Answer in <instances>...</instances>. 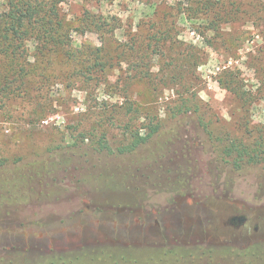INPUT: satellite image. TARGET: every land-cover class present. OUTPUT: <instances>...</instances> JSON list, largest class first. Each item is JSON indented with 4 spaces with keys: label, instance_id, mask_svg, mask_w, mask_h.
I'll list each match as a JSON object with an SVG mask.
<instances>
[{
    "label": "rangeland",
    "instance_id": "374dc122",
    "mask_svg": "<svg viewBox=\"0 0 264 264\" xmlns=\"http://www.w3.org/2000/svg\"><path fill=\"white\" fill-rule=\"evenodd\" d=\"M195 1L60 4L72 29L85 12L101 18L105 32L72 31L71 38L74 48H107L103 60L109 66L91 77H71L72 66H58L59 58H53L50 75L55 78L49 83L32 82L30 97L0 99V264L102 262L106 253L117 262H170L157 249L180 245L240 252L255 244L264 255V196H255V177L264 166L251 170L241 182L243 191L227 199L208 189H190L151 206L130 187L138 180L143 185L133 176L134 167L167 137L165 129L182 99L191 100L188 114L210 133L212 149L228 139L251 146L264 132V0H237L243 14L221 23L195 16ZM164 13L169 17L161 25L166 39L158 42L159 52L153 49L143 59L141 53L117 50L132 40L145 46L147 26ZM33 53L31 45V60ZM141 60L142 69H136ZM230 75L234 83L228 82ZM154 125L162 127L160 134L134 153L118 154L134 135L144 136ZM190 125L175 128L188 133L180 144L189 146L204 179L209 163L217 162L216 153L210 147L209 155L203 153L206 135ZM101 146L111 153L97 151ZM104 167L116 182L100 180L95 192L88 183ZM23 174L33 178L23 182ZM235 208L248 218L249 231L223 226Z\"/></svg>",
    "mask_w": 264,
    "mask_h": 264
},
{
    "label": "trees",
    "instance_id": "16d2710c",
    "mask_svg": "<svg viewBox=\"0 0 264 264\" xmlns=\"http://www.w3.org/2000/svg\"><path fill=\"white\" fill-rule=\"evenodd\" d=\"M62 2L63 0H3L4 8L0 10L1 100L22 95L29 96L27 88L32 82L40 87L49 83L52 78H55L50 75L52 73L50 68L54 65L53 58H59L58 66L64 64V67L72 66L71 77L74 75L80 78L87 75L91 77L93 73L102 72L107 65L109 66L108 62L103 60V51L109 52L107 48H90L89 46L74 48L71 38L72 31L79 34L84 31L98 34L105 32L106 28L101 18L85 12L81 18L77 19V27L72 29L61 12ZM227 2L228 4L212 0H196L193 11H195V16L198 14L206 16L205 19L210 21L209 23L231 21L229 19H234L237 14H243L239 7H236L240 6L237 0H227ZM168 17L169 14L164 13L158 21H151V25L147 26L148 43L145 46L142 43L135 46L132 40L131 44H122L117 50L121 53H141L140 57L143 59L146 57L144 53L148 55L154 52L153 49L154 53L159 52L158 42L166 39V34L161 32V25H165ZM212 29L217 31L215 27ZM31 45L34 50L32 60L29 58ZM61 61L65 62L61 63ZM142 61L136 63V69H142ZM229 78L228 82L234 83L231 75ZM190 101L188 98L181 100L176 114L169 119L170 127L165 129L164 134H167V137L158 141L157 149L149 152L145 158L142 157V161L134 167L133 176L141 177L143 185L141 186L138 180V183H130V187L137 188V191L144 195L145 204L153 206L160 198L162 200L166 197L172 198L190 189L199 191L208 189L218 195L227 196L241 193L243 191L241 182L251 175L250 171L257 166H264V132H260L251 146L241 141L228 139L221 148L212 149L213 146L207 140H211L210 133L198 118H191L188 114ZM190 122L202 128L203 134L206 135L207 143L205 144L206 146L208 144V147L204 146L203 153L209 155L207 151L209 147L212 154L213 151L216 153V164L209 163L207 168V181L201 179L196 168L198 161L192 158L193 153L189 146L180 144V139L184 136L186 138L188 133L183 135L175 128L176 125H186L190 129ZM148 129L149 131L144 136L134 135L129 144L118 148V154L134 153L140 146L146 145L153 136L162 132V127L158 125L148 127ZM96 150L111 153V150L104 146ZM26 169L29 173L32 168ZM39 169L42 170V167ZM95 173L99 179L88 183L89 188L95 192L97 189L95 185L100 180L116 182L114 174L111 175L107 167ZM24 178L30 180L33 177L23 174V182H25ZM255 179V196H264V170ZM138 184L143 187L142 190H138ZM177 248L184 252L177 253L175 251ZM177 248L171 251L157 249L162 255L172 258L170 262H117L115 257L106 253L109 262L108 259L102 257V262L69 261L65 264H221L220 260L223 259L231 260L229 264H264V255L259 252L255 244L240 252L232 251L230 248L209 249L201 246L180 245ZM218 256L220 260L216 259Z\"/></svg>",
    "mask_w": 264,
    "mask_h": 264
},
{
    "label": "flooded vegetation",
    "instance_id": "af4514ba",
    "mask_svg": "<svg viewBox=\"0 0 264 264\" xmlns=\"http://www.w3.org/2000/svg\"><path fill=\"white\" fill-rule=\"evenodd\" d=\"M179 134H181V133H179ZM192 158L196 159L195 155H193ZM206 158L207 157H204V160H206ZM204 181H207V177L204 178ZM186 191L187 190H185V192ZM209 191H211V190H209ZM180 196H181V194H180ZM215 196L217 198L223 197L226 199H227V197H229V196L224 195V194H219V195L215 194ZM175 197H179V195H175ZM146 205H147V203H146ZM173 209H176V208L173 207ZM224 212L226 213L227 210L224 209ZM247 223H248V218L244 214H242V212L239 208H235L230 213H227L226 220L222 224L225 228L231 229L233 232L234 231L235 232L236 231L242 232V229H246V231H249V229H250L249 226L246 227ZM212 230L214 231L215 229H212ZM253 230L256 231L257 226H254Z\"/></svg>",
    "mask_w": 264,
    "mask_h": 264
}]
</instances>
